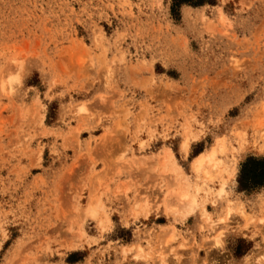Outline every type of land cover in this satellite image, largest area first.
Masks as SVG:
<instances>
[{
  "label": "rangeland",
  "instance_id": "1",
  "mask_svg": "<svg viewBox=\"0 0 264 264\" xmlns=\"http://www.w3.org/2000/svg\"><path fill=\"white\" fill-rule=\"evenodd\" d=\"M250 156L264 0H0V264H264Z\"/></svg>",
  "mask_w": 264,
  "mask_h": 264
},
{
  "label": "bare ground",
  "instance_id": "2",
  "mask_svg": "<svg viewBox=\"0 0 264 264\" xmlns=\"http://www.w3.org/2000/svg\"><path fill=\"white\" fill-rule=\"evenodd\" d=\"M221 18V17H220ZM188 135V134H187ZM222 140V138H219L218 140H217V142L212 146V147H210L209 148V150H207V151H204V152H202V153H200V154H198L193 160H192V169H193V171L194 172H196V173H199L201 170H202V168H204L205 167V165H213V169L215 168V167H217L218 169L217 170H219V169H221V168H219L218 166H220V164H221V159H219L218 157H217V152L218 151H220V153H221V151L223 150V148H221L220 147V144H221V142H223V140ZM189 146H190V139H189V137L188 138H185L184 140H183V142H182V150L184 151V152H187L188 151V148H189ZM222 146V145H221ZM166 152H165V155H164V157H165V159L166 160H170V161H172V163H173V168H176V170L178 169V170H181V167H180V165L179 164H177V162H176V159H175V157H174V154H173V152L169 149V148H167L166 150H165ZM224 151V150H223ZM161 159V158H160ZM171 167V168H172ZM216 169V168H215ZM173 170V169H172ZM236 167H234L233 168V172H231L232 174H231V176H234L235 175V173H236ZM175 171V170H174ZM235 171V172H234ZM206 173H207V175H208V172H205V175H206ZM219 174V173H218ZM210 176H212L213 177V175H209V178H210ZM211 179V178H210ZM188 187V186H187ZM195 188H196V190H198V188H197V186H195ZM179 195V203H181V205L183 204V206L182 207H184V208H186V211L184 210V212L182 211L181 212V214H182V216L184 215V217H185V215H190V214H192V213H194L195 211H196V209L199 207V205L200 204H202V202H200L197 198H196V195H195V193H193V192H191V191H188V190H186V192H183V193H181V194H178ZM89 206V205H88ZM167 206V205H166ZM170 207V206H169ZM174 207H176L175 205H174ZM177 208V207H176ZM176 210V209H175ZM184 213V214H183ZM203 213H207L206 212V210L205 209H203ZM229 213H231V212H229ZM180 214V213H179ZM203 215V214H202ZM228 216H230V215H228ZM229 220V219H228ZM208 221V220H207ZM219 221V220H218ZM227 221V220H226ZM220 222V221H219ZM167 234V233H166ZM164 235H165V233H164ZM163 236V235H162Z\"/></svg>",
  "mask_w": 264,
  "mask_h": 264
},
{
  "label": "trees",
  "instance_id": "3",
  "mask_svg": "<svg viewBox=\"0 0 264 264\" xmlns=\"http://www.w3.org/2000/svg\"><path fill=\"white\" fill-rule=\"evenodd\" d=\"M175 3L195 2L202 4L210 0H174ZM239 187L242 190H252L264 185V157H248L242 164L239 174Z\"/></svg>",
  "mask_w": 264,
  "mask_h": 264
}]
</instances>
